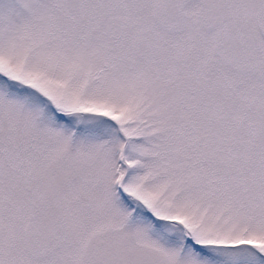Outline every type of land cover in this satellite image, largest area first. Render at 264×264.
Returning <instances> with one entry per match:
<instances>
[{
    "label": "snow or ice",
    "instance_id": "snow-or-ice-1",
    "mask_svg": "<svg viewBox=\"0 0 264 264\" xmlns=\"http://www.w3.org/2000/svg\"><path fill=\"white\" fill-rule=\"evenodd\" d=\"M0 264H264V0H0Z\"/></svg>",
    "mask_w": 264,
    "mask_h": 264
}]
</instances>
